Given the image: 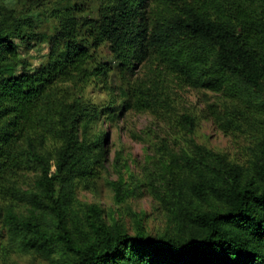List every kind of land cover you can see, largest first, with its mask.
<instances>
[{
	"label": "trees",
	"instance_id": "16d2710c",
	"mask_svg": "<svg viewBox=\"0 0 264 264\" xmlns=\"http://www.w3.org/2000/svg\"><path fill=\"white\" fill-rule=\"evenodd\" d=\"M29 1L18 10L0 0V198L9 202L10 239L65 264H264V128L248 165L195 141L179 151L162 141L161 182L111 184L119 203L148 186L174 230L153 236L137 220L131 234L97 205L76 207L78 188L106 168L107 133L96 122L117 106L90 108L69 92L111 72L129 82L155 60L156 74L164 66L186 85L222 94L224 110H211L221 128L264 123V0H66L46 27L33 16L40 0ZM44 47L34 65L26 54ZM161 103L170 105L128 100L122 108ZM178 123L197 127L190 114ZM15 203L31 213L19 216Z\"/></svg>",
	"mask_w": 264,
	"mask_h": 264
},
{
	"label": "rangeland",
	"instance_id": "374dc122",
	"mask_svg": "<svg viewBox=\"0 0 264 264\" xmlns=\"http://www.w3.org/2000/svg\"><path fill=\"white\" fill-rule=\"evenodd\" d=\"M78 1L90 5L98 3V0ZM40 2L41 6L33 9V16L44 27L53 21L47 16L50 10L66 4V0ZM7 3L16 6L18 10H27L32 5L29 0H7ZM46 53L47 48L44 47L40 51L32 49L26 55L34 65H38ZM157 65L155 60L139 64L129 82L120 77L118 72H111L109 76L91 77L80 88L73 87V84L72 89L69 88V92L74 91L90 108L101 109L112 103L117 106L113 118L106 113L96 122V130L107 133L106 168L88 187L78 188L76 207L84 213L88 206L97 205L108 223L119 222L131 234L136 232L137 220H141L146 232L153 236L173 233L174 225L167 211L149 192L148 186H142L141 193L137 191L119 203L112 181L122 179L127 187L147 181L161 182L162 166L156 148L164 140L177 151L195 141L227 155L236 163L248 165L257 149L260 130L264 128V123L259 119L250 123L242 122L239 128H221L211 110H224L222 94L186 85L176 74L164 70L163 65L162 72L156 74L153 69ZM123 88L128 92L127 95ZM128 100L169 102L170 105L161 103L147 110H124L123 102ZM183 114L196 117L197 127L194 132L179 125L178 121ZM33 178L34 174H29V177L23 179L24 189L31 186ZM8 204L0 198V264H65L59 255L47 258L25 252L10 239L4 222ZM14 209L21 217L28 216L32 210L26 203H15Z\"/></svg>",
	"mask_w": 264,
	"mask_h": 264
}]
</instances>
